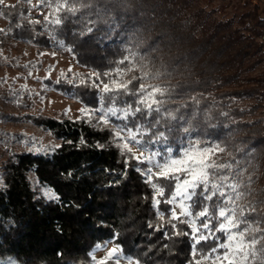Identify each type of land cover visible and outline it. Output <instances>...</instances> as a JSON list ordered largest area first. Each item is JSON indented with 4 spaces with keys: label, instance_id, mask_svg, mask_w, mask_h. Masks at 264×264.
<instances>
[{
    "label": "trees",
    "instance_id": "obj_1",
    "mask_svg": "<svg viewBox=\"0 0 264 264\" xmlns=\"http://www.w3.org/2000/svg\"><path fill=\"white\" fill-rule=\"evenodd\" d=\"M90 3L59 26L47 19L50 36L39 23L31 27L23 20L28 10L22 2L0 5L9 29L0 33V44L19 38L50 46L59 39L78 63L99 73L117 65L133 66L132 89L137 78L145 76L146 84L167 89L165 107L183 117L170 123L188 122L193 138L224 149L215 157L232 164L233 175L240 173L235 179L244 197L238 204H255L264 228V115L258 111L264 102L261 0L239 17L248 18L247 26L234 15L215 16L200 0ZM56 86L89 109L98 107L100 94L90 84L61 81ZM133 99L122 96L118 103ZM22 116L61 142L0 152V264H89L95 245L107 241L141 264H185L188 237L165 239L148 226L155 223L152 190L137 171L145 165L120 151L108 127L98 125L96 117L0 110L1 118ZM179 135L174 132L172 137ZM169 142L179 147L172 138ZM43 187L57 198L42 194ZM167 208L161 203V210Z\"/></svg>",
    "mask_w": 264,
    "mask_h": 264
},
{
    "label": "snow or ice",
    "instance_id": "obj_2",
    "mask_svg": "<svg viewBox=\"0 0 264 264\" xmlns=\"http://www.w3.org/2000/svg\"><path fill=\"white\" fill-rule=\"evenodd\" d=\"M41 2L54 6L51 17L46 19L56 26L67 16H76L92 6L90 0ZM3 4L4 0H0V5ZM86 30L91 31V28ZM62 43L56 39L57 46ZM122 71L124 69H115L116 76L111 72L92 73L89 80H82V84L90 82L100 95L97 108L86 106L80 111L85 117L95 116L98 125L109 128L123 154L135 159L138 165H145L137 171L143 173L152 190L155 223L150 221L148 226L163 231L165 239L188 237L189 256L185 264H264V228L260 226L257 206L237 203L244 197L235 179L240 173L233 175L232 164H219L214 159L224 149L219 144L193 138L194 129L188 122L170 123L183 121V117L178 118L173 110L165 107L167 89L146 84V76L138 77L139 83L132 89L131 81L125 83L118 79ZM122 96L134 99L118 103ZM113 118L120 122L113 124ZM174 132L180 135L172 137ZM170 138L178 148L173 147ZM133 144L140 149L139 154L130 146ZM48 197L57 198L52 193H48ZM161 203L168 208L161 210ZM109 243L111 241L95 245L96 250H106V255L97 259L90 253L93 264H120L121 259H126L128 264H141L138 258L125 255L119 246L108 249Z\"/></svg>",
    "mask_w": 264,
    "mask_h": 264
},
{
    "label": "rangeland",
    "instance_id": "obj_3",
    "mask_svg": "<svg viewBox=\"0 0 264 264\" xmlns=\"http://www.w3.org/2000/svg\"><path fill=\"white\" fill-rule=\"evenodd\" d=\"M15 1L22 2L28 10L22 17L23 20L31 27L39 21L43 33L50 36L46 17L53 8L44 5L41 0H30V2L29 0H4V4H13ZM200 2L206 9H213L215 16L234 15L240 25L247 26L250 23L248 18L239 20V17L251 9L253 4L260 3V0H200ZM261 5V14L264 15V0H261ZM7 24L8 20L0 14V30H3L0 33L5 34L9 31ZM117 68L124 69L118 79L125 83L129 82L135 72L133 66L119 67L117 65L107 69L106 72L116 76ZM92 73L99 72L78 63L69 50L61 45L42 46L27 39H10L9 43L0 44V110L15 115L30 112L56 118L85 117L80 109L85 108L86 105L73 94L64 92L56 84L65 81L72 85H80L82 80H89ZM103 79L107 80L108 77ZM27 102L30 105L26 106ZM258 111L260 115H264V102ZM60 142L61 139L54 137L47 129L35 124L27 117L22 116L18 119L0 117V152L3 154H8L11 148L16 150L48 148L57 146ZM130 146L139 154L140 149L137 145ZM214 159L222 164L221 158L214 157ZM30 175L32 182H35V177ZM40 190L46 197L48 193L54 194L49 187H43ZM110 248H112L111 243L108 244V249ZM94 255L97 259L103 258L106 250L95 249ZM120 263L128 264V261L121 259ZM89 264H93V261Z\"/></svg>",
    "mask_w": 264,
    "mask_h": 264
},
{
    "label": "built area",
    "instance_id": "obj_4",
    "mask_svg": "<svg viewBox=\"0 0 264 264\" xmlns=\"http://www.w3.org/2000/svg\"><path fill=\"white\" fill-rule=\"evenodd\" d=\"M159 232H161V235H162V237L164 238V233H163V231H159ZM171 233L169 232V235H170ZM112 247H113V245H112Z\"/></svg>",
    "mask_w": 264,
    "mask_h": 264
}]
</instances>
